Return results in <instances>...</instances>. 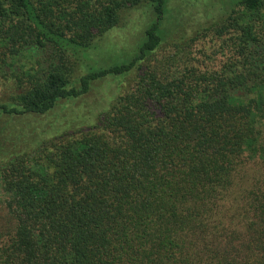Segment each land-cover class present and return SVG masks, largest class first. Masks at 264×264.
<instances>
[{"label":"trees","instance_id":"trees-1","mask_svg":"<svg viewBox=\"0 0 264 264\" xmlns=\"http://www.w3.org/2000/svg\"><path fill=\"white\" fill-rule=\"evenodd\" d=\"M166 2L0 0V117L137 70L92 125L1 149L0 264H264V0L157 58ZM140 6L155 19L137 55L77 76Z\"/></svg>","mask_w":264,"mask_h":264},{"label":"rangeland","instance_id":"rangeland-1","mask_svg":"<svg viewBox=\"0 0 264 264\" xmlns=\"http://www.w3.org/2000/svg\"><path fill=\"white\" fill-rule=\"evenodd\" d=\"M234 1L238 0H167L166 12L159 19L158 25L162 43L154 55L160 58L169 53L177 54V51L180 54L196 52L204 42L191 45V39L205 28L223 22L233 11L238 10ZM154 19L151 6H140L123 13L117 27L96 40L91 49L82 52L80 63L76 66V75H84L85 71L91 69L120 66L129 61L139 52L145 40V31ZM211 53L213 55L215 51L211 50ZM30 64L31 61L27 66ZM136 74L137 70L127 76L109 74L94 81L89 93L75 100L61 101L47 114L21 118L18 124L6 120L5 116L0 117V153L1 149L12 153L22 148L23 143L30 145V140H48L52 135L66 129L92 125L113 99L129 87ZM0 84L2 98L10 93V84ZM21 134L22 137L19 136ZM1 157L0 155V159Z\"/></svg>","mask_w":264,"mask_h":264}]
</instances>
